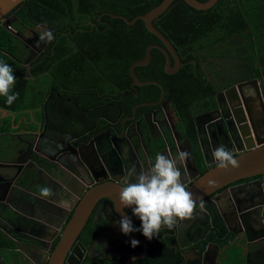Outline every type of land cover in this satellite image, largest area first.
I'll return each mask as SVG.
<instances>
[{
	"label": "trees",
	"instance_id": "16d2710c",
	"mask_svg": "<svg viewBox=\"0 0 264 264\" xmlns=\"http://www.w3.org/2000/svg\"><path fill=\"white\" fill-rule=\"evenodd\" d=\"M161 2L25 0L14 8L5 16L10 18L9 24L3 26L0 23V62L13 69L16 81L12 92L18 93V98L9 106L6 98L0 97V133L23 129L33 118L43 122L44 113L51 124L53 117L66 118L72 111L76 114L80 134L83 127L94 125L102 111L98 106L107 99L104 93H116L119 88L126 89V93L121 92L115 97L123 99L119 107L125 115L140 102L157 101L161 89L154 84L129 90L128 68L144 57L147 46L161 44L160 41L146 30L143 21L137 20L129 26L124 20L110 15L131 21ZM152 24L171 43L182 66L175 74L167 75L163 70V53L152 49L148 65L136 67L135 74L142 82L155 81L161 85L164 99H170L178 126L196 145L194 117L200 111L206 113L214 104L212 87L198 64V53L202 50L214 55L215 51L237 52L241 58L252 57L253 65L241 63L247 67L246 71L264 74V0H217L205 11L195 10L182 0H174ZM37 27L50 30L54 39L26 67L29 50L22 41L25 34L21 31L30 29L38 34ZM72 98L75 103L71 102ZM201 99L206 107L200 105ZM75 104L84 110V114L75 109ZM142 110L139 108L138 111ZM2 111L4 116H1ZM29 129L34 130L36 126L30 125ZM6 147L7 143L1 145L0 151ZM197 156L202 162L200 152ZM200 165L202 175L209 168L203 162ZM128 213L134 229H140L141 221L132 212ZM175 228L170 231L162 227L152 240L146 239L142 231H133L132 235L144 238L149 245L147 257L138 264H182L176 247ZM88 234L85 245L92 236L91 232ZM0 241L5 242L1 236ZM86 264L99 263L91 261Z\"/></svg>",
	"mask_w": 264,
	"mask_h": 264
},
{
	"label": "water",
	"instance_id": "95a60500",
	"mask_svg": "<svg viewBox=\"0 0 264 264\" xmlns=\"http://www.w3.org/2000/svg\"><path fill=\"white\" fill-rule=\"evenodd\" d=\"M23 1L25 0H0V23L3 26L9 24L10 21V18H5V16ZM173 1L162 0L160 4L150 11L133 18L131 21H128L122 16L110 15L112 18L124 20L129 26L133 25L137 20L143 21L146 30L157 37L161 43L147 46L144 57L134 61L128 68L132 86L142 87L154 84L160 87L161 96L158 102L154 104L164 103L166 101L170 103V99L164 100V91L159 83L155 81H140L135 74V68L148 65L151 60L152 49H157L163 53L165 57L163 70L167 75L175 74L182 66L171 43L152 24V21L166 11ZM182 1L198 11L208 10L217 2V0H207L205 2L198 0ZM32 35V37H22L25 47L32 51L31 55L25 61L26 66L34 61L36 56L49 43H40L37 46L40 34L33 32ZM171 58L174 62L173 65H171ZM247 86L254 87L257 95H259L256 80L240 83L225 92V95H228L229 92L238 90L242 115L238 116L232 113L228 115V118H223L220 123L218 121L211 123L210 113L194 117L196 136L202 150L204 164L209 169L204 174L199 175L192 152L187 144V153L189 154L188 157L191 161V166H187L186 159L182 164L183 166L178 164V167L181 171L182 183L186 190L191 192L196 203V208L191 218L179 222L176 226V247L183 251V264H205V258L209 253L212 254L210 264H229L232 262L231 250L235 251L233 260L237 262L250 264L254 260H257L259 261L258 264H264V106L260 96L258 97L259 110L254 103L252 106L248 105L242 93V89ZM146 105H149V103L136 105L132 110L133 114H135L138 107ZM2 112L5 113L4 111ZM261 115L263 122L260 120ZM210 126H213L215 132L219 135L217 138H219L221 146H225L232 154L236 152L233 156L237 159L239 164L238 168L234 169L229 167L227 169H219L217 165H214L216 162L213 161L212 156L204 148L207 142L204 129H209ZM102 135L103 133L95 135L89 144L82 148L83 151L80 148H76V144L75 147L71 148L74 153H77L81 167L94 180L95 184L89 189L86 188L72 172H69V179L66 182L57 181L58 184L54 182L59 192L67 191L79 200L77 205L73 204L69 208L67 214L69 215L71 211V216L63 228L57 224L60 223L58 218L66 214V211L60 206V204H63L61 201H64L62 198L58 197L55 204L34 199H31L28 204L23 203L20 197L10 194L11 186L16 185L17 180H8L4 176H0V219L4 220L7 213L14 215L16 218L13 221V226L14 229L19 230L21 221L27 216V211L25 209L24 211L21 210L20 207L24 204L27 208L32 209V215L30 217H38V220L41 222L37 223L33 221L27 224L26 231L20 236H16L15 240L6 237L7 240L13 242L16 246V255L11 257L12 264H27L25 262L26 259H29L32 264H40L38 261L39 256L42 258L41 264H65L68 261L67 257L69 253L79 252V250L75 249L77 247V244H75L76 240L101 199L113 203L114 210L120 218L124 216L128 217L127 211L132 212L131 208H123L120 205L119 193L124 186L126 177H114L112 171H121L120 165L114 163L111 167L108 166L109 169L107 165L110 163L106 162V165L103 161L101 153L105 146H108V143L102 141ZM113 148L115 149L114 145ZM175 157L178 158V155L174 152L173 158ZM0 166L3 168L11 167L7 162L0 163ZM52 167L53 165H51V168L46 169L47 174H50L48 175L50 178L54 177L53 171L51 170ZM183 167H185V170ZM57 168V175H61L67 170L66 167L61 165L57 166ZM192 171H194V174L191 173ZM121 172L124 173L123 171ZM256 177L258 178L255 180L238 183ZM188 180L190 181L188 182ZM40 185L41 187H46L43 184ZM47 186L49 185L47 184ZM35 189H38V187H35ZM32 192L37 193L35 190ZM211 196L212 198L209 199ZM201 202L204 205L203 209L200 208ZM105 205V209H108L109 205ZM34 208L40 211L38 212L39 215H35ZM1 214H5L3 218ZM48 217H54V222L47 219ZM202 220L205 221L204 224H201ZM207 225L211 226L208 232L214 231L218 234L223 228L224 236L222 239L228 237L231 240L222 247L214 242H209L203 250L188 249L191 241L190 237L196 233L199 234L200 227ZM115 227L120 230L118 234L123 236L124 234L120 226L117 224ZM197 227L199 228L197 229ZM51 228L55 230V234L52 237L49 233ZM40 232L44 233L40 234ZM125 236H128L131 241H138L137 247H146L142 239L134 238L130 234ZM181 238L187 243L186 245H181ZM22 240L26 242L22 244ZM54 240H57L55 247L53 250H49V245ZM140 258L127 260L125 264H130L131 261ZM195 258V262H192V259Z\"/></svg>",
	"mask_w": 264,
	"mask_h": 264
},
{
	"label": "flooded vegetation",
	"instance_id": "af4514ba",
	"mask_svg": "<svg viewBox=\"0 0 264 264\" xmlns=\"http://www.w3.org/2000/svg\"><path fill=\"white\" fill-rule=\"evenodd\" d=\"M11 19L13 20L14 18L12 17ZM40 28L42 27H37V29ZM21 32L29 37L36 31L25 29ZM16 33L19 34L20 32L18 31ZM43 51H41L36 58ZM31 53L32 51L29 50L26 58H28ZM215 53L216 54L214 55L213 53L204 50L198 53V64L202 72L206 75V79L212 87L210 92H212V95L214 96V106L212 105L206 112L210 113V119H212L211 123L215 121L220 123L223 118H228V115H231L232 113L237 114L238 116L242 115V107L240 105L241 103H239L240 94H238V90L235 92H229L228 95H225L226 91L240 83L256 80L259 95H257V91L254 87L247 86L242 89L243 97L246 99L249 106H252L254 103L259 110L258 97L260 96L264 106V74L246 71L245 68L247 67L241 66V63L243 62H246L248 65H253L252 57L241 58V54L238 55L237 52L230 54V52L217 53L215 51ZM172 61L173 59L171 58V62ZM244 73L246 76L242 77L241 75ZM112 84L117 86L115 83ZM130 86V91H133L132 88L138 87L132 86L131 82ZM90 91L95 92V89H91ZM121 92L126 93V89L119 88L116 93H104L105 98L107 99L104 103L98 106L102 111L98 117H96L94 126L83 127L80 134L77 132L79 127L76 114H73L72 111H69L66 118H59L58 116L53 117L51 124H48L47 113H44L43 122L33 118L32 121H34V125L36 126V129L34 130L29 129L30 125L26 122L25 128L19 129L16 132L0 133V147L4 143H7V147L0 151V163L7 162L11 165L9 168H3L0 166V176H4L8 180H17L16 185L11 186L10 194L20 197L23 203L27 204L30 203L31 199L55 204L58 197L62 198L66 201V214L58 218L61 225L60 223L57 224L63 228L70 217V215L67 214L69 208L73 204L77 205L79 200L67 191L59 192L54 185V182H66L69 179V172H72L86 188L89 189L95 184L94 180L89 177L81 167L77 153H74L71 148L75 147L76 144V148H80V150L83 151L82 148L89 144L95 135L101 133H103L101 138L102 141L108 143V146H105L101 153L103 161L105 163H110L108 165L106 163L107 167H111L114 163L120 165V170L124 172L122 173L119 170L112 171L114 177H126L125 181L134 183L135 177H129L130 169L134 167L137 174L141 171H147L152 164H154L155 157L158 154L165 155L171 159H177V157L173 158L174 152L177 153V155L180 151L187 152V144L192 152L195 166L200 175V164L202 162L204 164V159L202 157L200 144L197 142V136L196 145L188 140L186 133H183L182 129L178 126L177 120L170 108V103L166 101L164 103L154 104L157 103L159 99L154 102H140L136 105L141 103H149V105L138 107L135 114H133L132 110L136 106L134 105L131 113L125 115L121 112L119 107L123 99L117 100L115 98L119 93L121 94ZM132 93L135 96L137 95L136 92ZM61 100L68 101L67 98H61ZM71 102L75 103L73 98L71 99ZM200 105L206 107L205 101L201 99ZM74 107L81 114H84V110L78 108L76 104ZM139 108H143V110L139 112ZM116 110L119 111V114L116 113ZM203 114L204 112L200 111L197 116ZM1 116L4 115L1 113ZM260 120L263 122L262 115L260 116ZM204 130L205 135L207 136V142L204 148L208 154L212 155V159L215 161L213 152L216 148L221 146V142L219 141V138H217L219 135L215 132L213 126H210L209 129L205 128ZM113 145L116 150L113 148ZM199 152L201 153L202 162L200 161V157L197 156ZM234 153L236 152H233V155ZM50 164L53 165L51 170L53 171L54 177L52 178L48 177L50 174H47L46 172V169L51 168ZM59 165L67 168L66 172H63L61 175H57L56 173L58 169L57 166ZM187 166H191L189 157H187ZM183 168L185 170V167ZM191 173L194 174V171ZM189 181L190 180H188V182ZM245 181H250V179ZM40 184L51 189L52 195L50 197H40V189L42 188ZM47 184L49 186H47ZM35 187H38V189H35ZM33 190L37 191V193L32 192ZM211 198L212 196L209 197V199ZM105 204L109 205L108 209H105ZM20 207L21 210L24 211L25 209L27 211V216L21 221L19 230L14 229L13 221L16 218L14 215L7 213L4 220L0 219V236L5 240V242L0 241V264H12L11 257L16 255L15 244L7 240L6 237L15 240L16 236H20L26 231L27 224L33 221L41 223L40 220H38V217H30V215H32V209L27 208L24 204ZM33 211L35 212V215H39V210L34 208ZM128 212L129 211H127V214L130 218ZM4 215L5 214H1V217L3 218ZM120 219L121 218L114 210L113 203L101 199L93 210L85 230H83L76 240L75 244H77V247L75 249L79 250V252L69 253L67 257L68 261L65 262V264H86L91 261L98 262L99 264H125L127 260L140 258L143 255L144 256L140 259L131 261L130 264H138L144 260L149 251L148 242L144 238L134 236L130 233V236L142 239L146 244V247H132L131 239H129L128 236L118 234L120 233V230L115 227V225L118 224ZM204 223L205 221L202 220L201 224ZM217 224L219 223L217 222ZM209 227L211 226H201L199 234L196 233L194 236L190 237L191 241L188 249L203 250L209 242H214L223 246L227 244L223 241L229 242L231 240L228 237L222 239L224 236L223 228L218 234L214 231L208 232ZM198 228L199 227H197V229ZM89 232H91L92 236L90 237L89 243L85 245L84 240L89 237ZM43 233L40 232V234ZM49 233L51 237L52 235L54 236V228H51ZM21 242L23 244L26 241L22 240ZM56 242L57 240H54L52 244L49 245V250H53ZM186 244L187 243L181 238V245L184 246ZM177 251L183 264V251L179 249ZM211 257L212 254L209 253L205 258V264H210ZM195 260L196 258L192 259V262H195ZM38 261L41 264L42 258L40 256L38 257ZM25 262L27 264H32L29 259H26Z\"/></svg>",
	"mask_w": 264,
	"mask_h": 264
},
{
	"label": "clouds",
	"instance_id": "9594fccd",
	"mask_svg": "<svg viewBox=\"0 0 264 264\" xmlns=\"http://www.w3.org/2000/svg\"><path fill=\"white\" fill-rule=\"evenodd\" d=\"M53 39V33L44 30L39 35L37 46L40 43L51 42ZM15 81L13 69L8 64L0 62V97H5L9 106L18 98V93L12 92ZM188 155L187 152H180L177 159H171L158 154L154 164L147 171L137 174L134 167L129 170V177H135V182L125 181L119 193L120 205L132 209L133 215L141 221V228L134 229L132 220L124 216L118 221L124 235L133 231H142L146 239L152 240L159 235L162 227L171 231L179 222L191 218L196 203L191 192L187 191L182 183L181 171L178 167V164L184 163ZM213 157L216 161L214 165L219 169L239 167L237 159L225 146L216 148ZM51 195L52 191L49 187L40 189L41 198H48ZM60 206L65 210L66 202ZM203 207L201 202L200 208ZM138 243L136 240L131 241L132 247L138 246Z\"/></svg>",
	"mask_w": 264,
	"mask_h": 264
},
{
	"label": "rangeland",
	"instance_id": "374dc122",
	"mask_svg": "<svg viewBox=\"0 0 264 264\" xmlns=\"http://www.w3.org/2000/svg\"><path fill=\"white\" fill-rule=\"evenodd\" d=\"M39 30V33H42L45 29L43 28H40V29H38ZM33 35H31V36H29V37H32ZM24 37H27V36H24ZM3 115H4V113L3 112H1ZM19 121V120H18ZM27 123L29 124V125H33L34 126V121H32V119L31 120H29V121H27ZM26 124V123H25ZM4 144H6V143H4ZM235 253V251H233V250H231V252H230V255H231V257H232V262L231 263H233V264H243V262H239V263H234V262H237V261H234L233 259V254ZM238 257H239V255H238ZM236 258V257H235Z\"/></svg>",
	"mask_w": 264,
	"mask_h": 264
},
{
	"label": "crops",
	"instance_id": "0c3cea01",
	"mask_svg": "<svg viewBox=\"0 0 264 264\" xmlns=\"http://www.w3.org/2000/svg\"><path fill=\"white\" fill-rule=\"evenodd\" d=\"M62 203H64V202L62 201ZM47 219H50L51 222H54V220H55L54 217H48ZM263 245H264V244H263ZM220 247H222V246L220 245ZM263 247H264V246H263ZM261 248H262V246H261ZM234 261H235V260H234ZM229 262H230V261H229ZM258 262H259V261L254 260V261L251 262L250 264H258ZM234 263H239V262H234ZM225 264H228V263H225ZM229 264H233V263L230 262ZM243 264H244V263H243Z\"/></svg>",
	"mask_w": 264,
	"mask_h": 264
}]
</instances>
